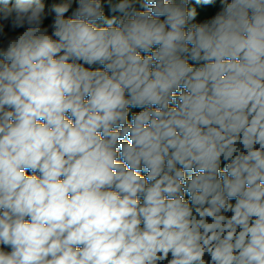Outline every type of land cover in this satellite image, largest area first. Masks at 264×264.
<instances>
[{"label": "clouds", "instance_id": "clouds-1", "mask_svg": "<svg viewBox=\"0 0 264 264\" xmlns=\"http://www.w3.org/2000/svg\"><path fill=\"white\" fill-rule=\"evenodd\" d=\"M0 264H264V0H0Z\"/></svg>", "mask_w": 264, "mask_h": 264}]
</instances>
